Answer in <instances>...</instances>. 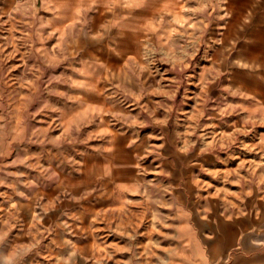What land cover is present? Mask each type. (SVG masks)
I'll list each match as a JSON object with an SVG mask.
<instances>
[{"label":"rangeland","instance_id":"374dc122","mask_svg":"<svg viewBox=\"0 0 264 264\" xmlns=\"http://www.w3.org/2000/svg\"><path fill=\"white\" fill-rule=\"evenodd\" d=\"M38 4L0 0V196H35L0 198V236L26 252L18 264H32L34 248L45 250L35 264H166L179 211L211 264H264V111L250 110L264 109V25L233 13L223 20L210 2L195 5L190 24L168 28L173 34L160 43L144 32L138 57L118 56L107 42L90 51L107 66L92 97L107 101L99 118L109 133L97 138L87 122L59 124L61 114L80 109L72 89L86 44L49 52L43 36L38 43ZM147 12H130L129 20L167 23L168 14ZM114 91L122 103L109 99ZM233 149L258 154L252 187ZM92 154L110 175L42 190L46 169L54 179L75 178ZM43 192L48 202L37 196Z\"/></svg>","mask_w":264,"mask_h":264},{"label":"crops","instance_id":"0c3cea01","mask_svg":"<svg viewBox=\"0 0 264 264\" xmlns=\"http://www.w3.org/2000/svg\"><path fill=\"white\" fill-rule=\"evenodd\" d=\"M36 1V0H35ZM39 1V0H38ZM212 2V4H216V9L219 12L218 14L223 16V20H227L225 17L227 15H230V13H233V16L235 18L239 19H245L246 16L249 18H255L259 23L264 25V0H132L133 7L128 9L121 10V14H130L133 12H140V11H153L158 10L161 12H168V18L167 23H162L163 25L158 28L157 32V42L165 40L167 37L170 36V34H173V31L170 33L172 28H177L179 23L188 25L190 24V17L191 13L195 9V5H206ZM26 4H31V0H25ZM105 11L104 7L96 4H91V0H46L45 3L42 1L39 5V14H34L33 17V23L36 26L35 30V37H37V41L39 43V38L43 36V42L48 45V51L49 52H67L66 48H69L66 44L69 43H83L85 41L84 32H86L88 29H92V31H98L101 24L107 23L110 21L113 17L110 13V18L105 19L102 17L101 14H103ZM182 12H185L182 14ZM70 14V15H69ZM161 17L162 15L159 14ZM185 18V20H183ZM166 20V19H165ZM73 21H76V23L73 25ZM69 25H73L72 27H69ZM140 28L143 27L144 29H147V24H142L136 21H130L127 23V26L124 28V32L126 35H128L131 28ZM170 28V31L168 30ZM113 32H117L118 29H112ZM145 36H149V33L147 31L144 34ZM122 41H127L126 37H118L111 47V49L114 47L116 55L124 57L129 56L128 53H125L124 50H122V47H124V43ZM102 45L106 42L101 41ZM108 44L112 43L111 41L107 42ZM85 49L84 51L86 50ZM126 47V45H125ZM102 48L104 49V45L102 47H99L98 50ZM83 52V51H82ZM91 55H85L84 53L81 54L80 59H90ZM99 59L103 58H110V56H103L98 55ZM92 62V71L93 75L88 79L87 84H95L96 91L101 90V83L96 84L95 80L99 78V76L103 75L105 72H107V66L104 62L99 60H91ZM103 64L104 67H101L100 65ZM79 77V74L78 76ZM74 92H76L74 99L75 102L78 103V97L77 93L78 90L74 86L72 89ZM87 90V89H85ZM90 92L91 95L95 91L87 90ZM99 98V97H98ZM102 102L98 100L97 102H93V104L96 105V108H100L98 111L97 109H93L91 114L88 115V117L83 119H78L77 122L81 123H89L87 125L86 131L88 135L93 137H104L106 134H108L107 128L109 127L106 124V121L104 119H100L99 115L102 114L101 107H106L107 101L105 99H101ZM78 106H81L78 104ZM250 110L253 113H260L263 112V107H259V105L251 106ZM72 113V112H71ZM74 114V113H73ZM72 114L66 117V115L61 114L59 116V124L60 126H66V123L68 124L71 119ZM95 117V120L88 122L86 121L89 118ZM72 120V119H71ZM74 121V120H73ZM71 121V122H73ZM77 123L76 121H74ZM3 153V152H2ZM249 155V157H254L258 155H254V153L245 154ZM90 158L94 159L96 162H100L99 158H97L95 155H91ZM244 174L242 175L241 179H247L248 183L250 184V187L253 186V183L255 179L258 176V168L254 169L256 170L254 173L253 167H247L243 166L240 169ZM262 170V169H259ZM80 176L76 175L75 178L78 179ZM100 176L98 174L91 177L92 180L95 177ZM74 179V180H76ZM88 180V181H89ZM67 178L57 174L55 176V179L50 176L49 170H45V179L42 181L43 187L42 190L46 192V187L52 185L53 190H60L61 188L66 187L65 184L67 182ZM87 182H80L76 184H84ZM33 186V181L26 182L25 188L28 189L29 187ZM41 201L45 200V202H48L49 196L47 195H37ZM0 198H8L9 201H12V199H18V200H24L25 203H32L35 200L34 194H28L27 192L20 195H15L14 193L9 196H3ZM1 204V201H0ZM187 219V217H186ZM48 250V249H47ZM45 252V250H41V248H34L32 249V255L34 256L32 259V264H35L37 261H44L40 256H37L41 253ZM11 264H18L16 260H13Z\"/></svg>","mask_w":264,"mask_h":264},{"label":"bare ground","instance_id":"6f19581e","mask_svg":"<svg viewBox=\"0 0 264 264\" xmlns=\"http://www.w3.org/2000/svg\"><path fill=\"white\" fill-rule=\"evenodd\" d=\"M45 3L46 0H39L40 2ZM35 0H31V5ZM148 15L150 16L149 19L152 16H155L156 14H161L163 13V16L161 20L166 19V15L168 12H161V11H149L147 12ZM70 15V14H69ZM150 20L149 24H147V29H142V28H131L128 35H126L127 41L124 43V47H122V50L125 51V53H131L134 57L139 56V38L143 35L144 32L147 31L149 33V40L152 41L153 43L157 44V32L159 23L158 24H153ZM160 43V42H158ZM126 45V47H125ZM79 69L84 72L88 73L90 75H81V71H79V79L74 81L75 87L78 90L77 97H78V104L81 105L80 109L74 112L72 114L71 118L74 120L78 119H83L88 117L89 114H91L93 109H97L98 111L100 108H96V105L93 104V97L90 94L89 91L85 90L84 87H81L79 85L87 83L88 79L93 75V69H92V62L89 59H82L80 61V67ZM96 81V80H95ZM67 124V123H66ZM20 134V129L19 128H12L11 131V138H18ZM243 150V149H242ZM231 151V150H230ZM248 152L245 151H240L239 149H233L230 152V155L233 158L238 159V163L236 165H239L240 168L243 166L247 167H253V160H256V156L254 157H249ZM262 155L260 156V160L262 164L264 165V153H261ZM254 155H258L254 153ZM261 166V165H260ZM255 167H253L254 170ZM96 174H104V175H110V168L99 164V162H96L94 159L90 158V156H86L85 163L82 167L80 176L78 179L74 177H67V182L71 181L72 184L80 183V182H87L91 177H93ZM76 179V180H74ZM117 188L114 189V192L116 193ZM39 195V194H38ZM41 195H47L44 192ZM50 197V196H49ZM177 217L180 221L179 226L176 230V246L170 251L167 259H165L166 264H211L209 257L207 256L206 252L200 245L199 238L197 237V234L193 231V229L188 225L187 220H186V214L183 211H179L177 214ZM225 225L222 226V232L223 238L221 241L223 242L224 239L225 241H228V231Z\"/></svg>","mask_w":264,"mask_h":264},{"label":"clouds","instance_id":"9594fccd","mask_svg":"<svg viewBox=\"0 0 264 264\" xmlns=\"http://www.w3.org/2000/svg\"><path fill=\"white\" fill-rule=\"evenodd\" d=\"M91 4L96 5L99 4L104 7L105 11L112 14V19L108 21L107 23L101 24L98 31H92V29H88L86 32H84L85 41L86 44V50L85 55H88L90 51L94 52L99 47H102L101 41L108 42L111 41L108 46L112 47L115 43L116 39L118 37H125L126 33L124 32V28L127 26V23H129V16L128 14H121V10L128 9L133 7L132 0H91ZM76 23V21H73V25ZM73 25H69V27H72ZM118 29L117 32H113L112 29ZM126 42V41H122ZM113 51H115V48H112ZM135 59V58H133ZM101 67H104L103 64L100 65ZM76 71H81L80 69H75ZM81 75H90L88 73H84L81 71ZM106 79L105 76L101 75L96 80V84L100 83L102 80ZM70 81V78H69ZM68 82V81H66ZM111 83V81H109ZM131 83V81H129ZM81 87H84L87 90L96 91L95 84H81L79 85ZM116 89H120L121 85L117 84L114 86ZM104 91H107V89H104ZM131 95L132 93H128ZM117 93L114 91L112 95L109 97V99L114 100L116 103H122V101L118 100ZM4 117L0 116V120H3ZM5 128L4 124H0V135L3 134V130ZM78 131V129H77ZM55 146L59 147L61 140L54 138L51 141ZM108 151H112V148L107 149ZM6 235V234H5ZM26 255V252H21L17 246L12 243L8 242L5 243V236H0V264H11L13 260H16L17 262L23 261L24 256Z\"/></svg>","mask_w":264,"mask_h":264}]
</instances>
